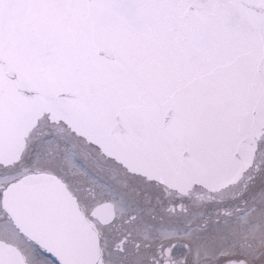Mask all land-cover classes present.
<instances>
[{"label": "snow or ice", "instance_id": "obj_1", "mask_svg": "<svg viewBox=\"0 0 264 264\" xmlns=\"http://www.w3.org/2000/svg\"><path fill=\"white\" fill-rule=\"evenodd\" d=\"M0 264H264V0H0Z\"/></svg>", "mask_w": 264, "mask_h": 264}]
</instances>
